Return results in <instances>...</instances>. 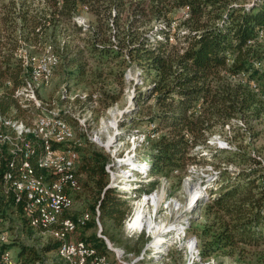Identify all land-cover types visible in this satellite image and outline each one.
Wrapping results in <instances>:
<instances>
[{"label":"trees","instance_id":"trees-1","mask_svg":"<svg viewBox=\"0 0 264 264\" xmlns=\"http://www.w3.org/2000/svg\"><path fill=\"white\" fill-rule=\"evenodd\" d=\"M183 8L187 9L186 18L181 13ZM85 12L94 16L89 25L75 20ZM173 13L174 17L170 18ZM174 21L179 25L176 30L172 27ZM64 22L69 23L74 35L84 42L83 46L75 44L73 48H68L69 43L65 42L63 52L59 51L61 55H71L74 65L71 74L87 80L90 76L93 85H101L92 89L84 100H77L84 112H106L121 97L104 89L107 64L117 65L123 85L127 67L133 64L152 78L150 88L140 90L136 97L142 104L138 112L142 114L140 120L147 122L146 128L154 123L160 132L153 142L151 139L156 136H145L142 143L152 142L146 153L151 174L171 178L174 170L184 173L190 163L208 161V158L217 166L225 163L218 188L213 192L216 196L205 204L206 220L197 232L202 260L221 255L242 260L248 253L246 247L264 245V155L242 146L231 150L208 145L209 138L226 131L227 125L234 133L233 140H243L253 128L252 120L264 116V35L257 38L258 32L264 31V0L244 3L231 0H9L0 8V115L22 119L33 110L39 112L21 107L15 96L28 75L15 52L20 39L31 46L50 42L57 32L67 30L62 26ZM184 27L187 32L178 34L177 29ZM172 34L174 41H170ZM87 55L97 64L96 68L89 66ZM239 75L243 80H238ZM65 118L75 128L74 118L71 115ZM32 144L31 163L38 156L40 146L39 142ZM200 145L210 148L211 154L200 155L196 149ZM73 147L77 152L72 151L79 157L76 166L79 187L81 184L79 192L86 189L94 202L92 212H85L92 215V220L77 230L76 224L68 220L75 225V229L69 231L64 221L71 218H65L69 217V212H64L53 226L61 224L68 232H73L70 239V234L67 235V240L83 242L106 254L107 245L97 234L77 240L71 238L79 230L98 227L97 207L100 222L123 227L128 203L109 184L106 153L101 148ZM229 164H235L236 169H227ZM81 177H86L84 184ZM0 183L2 187V176ZM5 197L8 202L0 195V210H17L25 226L34 230L25 216L27 212L46 228L39 219V211L30 210L27 204L16 208L13 200H9L12 198ZM54 241L45 251H57L59 256L64 243ZM13 247L12 244L1 247L0 255L4 249ZM18 259L22 264H39L41 258L35 248L23 245L19 247Z\"/></svg>","mask_w":264,"mask_h":264},{"label":"rangeland","instance_id":"rangeland-1","mask_svg":"<svg viewBox=\"0 0 264 264\" xmlns=\"http://www.w3.org/2000/svg\"><path fill=\"white\" fill-rule=\"evenodd\" d=\"M8 1L9 0H0V8ZM231 1L244 3L253 0ZM83 8L86 12L88 11L87 7ZM86 12L77 15L75 20L81 24H91L94 20V16L90 13L86 14ZM181 13H187V9L183 8ZM174 15V13L171 14L170 18L174 17ZM162 23H166V21H162ZM62 26H65L67 30L64 32H57V36L56 38H52V42H46L41 46H31L25 40L20 39V44L15 54L21 60L24 68L28 71V75H30L29 69L31 72V65L40 58L47 49H52L58 56L59 63L53 72L50 85L41 89L38 93V105L29 106L30 108L38 109L39 112L33 110L30 113H26L25 117L22 119L9 115L8 117L12 120L23 122L25 127L34 128L37 120L41 116L61 117L69 123L65 116L71 115V117L74 118L72 124L75 128L70 123L69 124L74 130L75 136L73 141L69 142L67 150H75L73 146L76 145H81L84 149H89L90 147L101 148L107 155L106 171L108 167L115 166L118 170V174H120V170L124 171V163H128L127 159L131 154H135V162H144L148 160L150 163L149 156L146 153L150 149L152 142L159 138L160 132L156 130L157 125L154 123H151L150 126L146 128L147 122L140 120L142 119V114L138 112L142 104L138 102V98L136 97L140 90L145 91L150 88L152 78L148 77L147 74L143 72V68L137 64H133L127 67L125 74L126 80L123 85L118 74L117 65L114 63L107 64V66L104 67L107 73L105 81L103 82L104 89L110 94L118 95L119 93L121 97L118 102L108 108L106 112L92 110L84 112L80 104L77 103V100H84L92 89L96 90L98 86L101 85H93L91 83L93 79L90 76L89 80H87L82 77L75 78L71 74L74 70V65L70 61L71 55H61L60 52H63L62 47L65 42L66 44L69 43L68 48H73L75 44L83 46L84 42L74 35L69 23L64 22ZM178 26V24L173 25L172 23L173 30H176ZM185 28L186 27L177 29L178 34H185L187 32ZM257 35V38L260 39L264 35V31L260 30ZM82 37H85V35L83 34ZM174 40L175 37L172 34L170 41ZM252 41L254 42V40ZM262 46L264 47V41L262 42ZM86 58L89 66H93L94 68L97 67V64L91 57L87 55ZM28 75L26 79H28ZM237 78L238 80H243L242 77L239 78L238 76ZM0 92L2 94V91ZM44 104L47 105L48 110L42 107ZM112 111H116L114 117L112 116ZM252 125L253 128L247 132L243 140H233L232 136L234 133L231 132L230 125H227L226 131L223 133L217 132L209 138L208 145L231 150L242 146L245 147L247 151H253V149H255L258 153L260 152L264 155V116L258 120H252ZM142 128L146 129L143 130ZM10 130L6 133L7 141L2 148V153L5 154L6 158L18 154L21 151L32 149L34 147L32 143L37 142L31 135L19 136L14 130ZM137 132L139 133L137 134ZM139 136H156V138L151 139V141L153 140L151 143L142 144V138L138 139ZM91 141L93 144L89 143ZM108 141H111L108 147L109 152L104 149ZM196 149H198L197 151L200 152V155L209 156L211 154L210 148H203V146L200 145L197 146ZM81 155L83 156L84 152H82ZM229 155L230 154H228V156ZM210 160L211 159L208 158V161L190 163L184 173H181L179 170H174L171 178L165 177V175L151 174L149 170H147L144 175L141 173L136 174L139 181V187L136 193L130 198H123L128 203L129 208L123 227H114L113 224L108 221L100 222L97 214V207L96 222L98 227L79 230L71 239L77 240L81 237H89L93 234L99 236L100 234L106 237L114 246V248L110 249L107 246L108 253L106 254L114 259L116 258V254H119L126 264L135 262V264H264V245L259 247H246L248 253L244 255L242 260L238 257H228L224 255L211 258L208 261L202 260L198 247L197 232L201 229L206 220L205 204L216 196L213 192L218 188L221 169H225V163H223L222 166H217L210 162ZM76 166L75 173L78 175ZM227 169L230 171L236 169L235 164H229ZM77 179L79 180V177ZM85 181L86 177H81V182L83 184ZM186 182L193 188L190 189L186 187ZM110 183L111 177L109 175V184ZM198 187L204 190V195L202 198H199L192 209L188 211L187 207L191 199L190 196H192L194 190ZM79 191H81V184ZM86 192L87 190L85 189L81 193L75 194L76 192L74 190H68V193L73 198L74 205L72 210H70L69 213L67 212V216L69 217L65 218H71L67 220L76 224V230L84 228L92 220V215L85 212H92L91 205L94 206V202L90 200ZM0 195L7 201L5 197L7 195L3 187H1V183ZM156 195L160 199L158 204L153 201V197H156ZM145 196L149 197L151 200H148L146 205V209L150 212L145 214L144 221L150 219V213L154 212L158 207L156 209V216H154L153 219L156 225L162 228L158 230L156 235L149 233L145 227L142 231L131 233L126 224V221L135 208V204L143 200ZM178 204L179 207L177 206ZM25 216L34 230L25 226L23 218L17 210H0V231L6 233L9 237V245L12 244V246H15L8 249L11 256L20 262L18 259L19 247L24 245L35 248L39 252L41 258L39 264H62L59 256H57V251L46 252L45 248L49 244L56 242L54 239L61 241V244H63V242H69L70 240H67V235L70 234V232L64 229L61 224L43 229L40 221L32 219L27 212ZM187 218H189L190 224L185 231V237L181 240H177L174 235L175 233L170 229L176 231L179 224ZM193 224L194 226L192 228ZM143 225H145V223ZM35 229L43 230L44 233ZM100 230H102L101 233ZM68 239H70V236ZM156 239H162L163 241L157 243ZM192 240L194 241L195 251L193 250L191 254V248L188 243L190 241L192 242Z\"/></svg>","mask_w":264,"mask_h":264},{"label":"bare ground","instance_id":"bare-ground-1","mask_svg":"<svg viewBox=\"0 0 264 264\" xmlns=\"http://www.w3.org/2000/svg\"><path fill=\"white\" fill-rule=\"evenodd\" d=\"M42 62H46L50 66L47 69H41L38 65ZM58 63L59 59L57 55L51 50L49 53H43V55L31 65V72L28 79H26L24 85L17 90L15 95L21 106L29 107L38 105V93L41 89L50 85L53 78V72L58 66ZM114 115H116V111H112V116L114 117ZM39 120L62 125L67 132L68 143L73 141L75 132L69 123L61 117L41 116L37 120L34 128H28L25 127L23 122L12 120L8 116L0 115V154H3L2 148L7 141L6 133L10 129L14 130L19 136L31 135L40 143V152L38 156L34 158L33 163L30 162L33 153L28 148V150L21 151L8 158L5 157L4 165L0 167V176H2V187L6 195L12 199L18 197L17 205L27 204L30 210L39 211L40 217H42V214L45 215L46 217H42L41 222L43 226L48 228L55 225L64 212L72 210L74 202L73 198L68 193V190H74L75 192L80 190L75 167H70V171L66 177H59L57 172L53 171V167L66 166L74 158V155L77 163L79 157L76 152L69 149L66 150L59 159L52 157L51 148L44 143V139L46 138L45 128L39 127ZM138 133L139 132H137V134ZM139 138H142V142L146 139L145 136H139L138 139ZM51 141H59V134H51ZM110 144L111 141H108L105 146L109 147ZM18 157L20 158L18 159ZM127 161L128 163H124V171H119L120 174H118V170L115 166L107 168L111 177L110 186L115 188L123 198H130L136 193L139 187V181L136 174L141 173L144 175L146 171L149 170L150 164L148 160H145L144 162H135V154H131ZM1 164L2 156H0V165ZM11 173L13 175V184L15 186H20L21 188L9 190L6 186V181L10 180ZM186 187H189L190 189L193 188L188 182H186ZM34 188H36L37 191L42 192V197H21V195H23V189L25 191H33ZM58 194H61V196H67V201L62 203L60 198L57 197ZM203 195L204 190L200 187L196 188L192 196H190L191 199L187 210H191L196 201L199 198H202ZM148 200L151 199L145 196L143 197V200H140L139 203L135 204L131 216L126 221L127 227L131 233L142 231L145 227L149 233L156 235L158 230L162 228L156 225L153 219V217L156 216V209L158 207L154 212L150 213V219L144 221L145 214L150 212L146 209ZM153 201L158 204L160 199L156 195V197H153ZM13 202L15 203V200H13ZM177 206L179 207V204ZM144 223L145 225H143ZM181 224H179L176 231L170 229L175 233L174 235L177 240H181L185 237V231L190 224L189 218L185 219ZM64 226L69 231L75 229V226L68 220L64 221ZM162 241V239H156L157 243H161ZM9 243L10 239L7 234L0 231V248L9 245ZM75 244L76 246H82L83 249V253L80 256V264H123L120 262V260L123 261V259L119 254H116V258L112 260L108 254H101L83 242H75ZM188 244L190 245L192 254L195 247L194 241L192 240V242L190 241ZM59 257L66 264H78L76 263L72 251L66 247L65 243L59 249ZM0 264L21 263L11 256L10 251L4 249L0 255ZM124 264L126 263L124 262Z\"/></svg>","mask_w":264,"mask_h":264},{"label":"built area","instance_id":"built-area-1","mask_svg":"<svg viewBox=\"0 0 264 264\" xmlns=\"http://www.w3.org/2000/svg\"><path fill=\"white\" fill-rule=\"evenodd\" d=\"M188 17V13H184V18ZM177 24L175 21L173 22V25ZM52 49H47L44 53H49ZM41 69H47L50 65L46 62H42L38 65ZM242 76V75H239ZM243 77V76H242ZM42 107H45L46 110H48L47 105L44 104ZM39 127L45 128L46 131V138L44 139V143L46 146H49L52 151V157H55L56 159H59L62 154L67 150V147L69 145L68 143V136L67 132L64 130V127L60 124L57 123H50V122H45L43 120H39ZM51 134H59V141H51ZM104 149L108 151V146L104 147ZM2 156V164L0 165L3 166L5 163V154H0ZM77 165L75 155L74 158L68 163L66 166H56L53 167V171L57 172L59 177H66V175L70 171V167H75ZM108 173V177H109ZM6 186L9 188V190L16 189V188H21L20 186H15L13 184V175L12 173L10 174V180L6 181ZM21 197H27V198H34V197H42V192L37 191L36 188H34L33 191H25L23 189V195ZM58 198H60L62 203H65L67 201V196H61V194L57 195ZM17 198L15 199H10V200H15V207L18 208L19 205H17ZM42 217H46L45 215L42 214ZM42 217H39L42 220ZM26 219V218H25ZM73 234L70 233V237ZM66 244V247L69 248L73 256L76 260V263L80 264V256L83 253L82 246H76L75 241H69V242H63ZM121 263L124 264L123 261L120 260Z\"/></svg>","mask_w":264,"mask_h":264},{"label":"water","instance_id":"water-1","mask_svg":"<svg viewBox=\"0 0 264 264\" xmlns=\"http://www.w3.org/2000/svg\"><path fill=\"white\" fill-rule=\"evenodd\" d=\"M102 232V230H100V233ZM99 237L104 239L106 245L109 247V248H114L113 244L104 236L100 235L99 234ZM136 263V262H135ZM135 263H132V264H135Z\"/></svg>","mask_w":264,"mask_h":264},{"label":"crops","instance_id":"crops-1","mask_svg":"<svg viewBox=\"0 0 264 264\" xmlns=\"http://www.w3.org/2000/svg\"><path fill=\"white\" fill-rule=\"evenodd\" d=\"M69 241V240H68ZM77 242V241H76ZM110 249V248H109ZM112 250V249H111ZM115 252V251H114ZM116 254V253H115ZM116 257V256H115ZM111 259H114V258H111Z\"/></svg>","mask_w":264,"mask_h":264}]
</instances>
